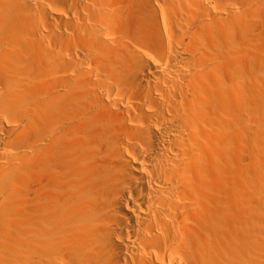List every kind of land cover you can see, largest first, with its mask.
<instances>
[{"label": "bare ground", "instance_id": "6f19581e", "mask_svg": "<svg viewBox=\"0 0 264 264\" xmlns=\"http://www.w3.org/2000/svg\"><path fill=\"white\" fill-rule=\"evenodd\" d=\"M0 264H264V0H0Z\"/></svg>", "mask_w": 264, "mask_h": 264}]
</instances>
